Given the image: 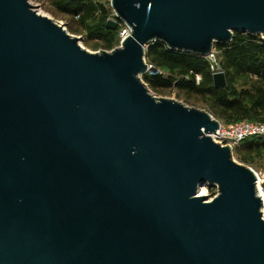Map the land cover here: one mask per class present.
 Here are the masks:
<instances>
[{
	"label": "water",
	"instance_id": "95a60500",
	"mask_svg": "<svg viewBox=\"0 0 264 264\" xmlns=\"http://www.w3.org/2000/svg\"><path fill=\"white\" fill-rule=\"evenodd\" d=\"M34 6L0 0V264H264L253 167L207 109L141 78L152 41L264 40V0H111L107 26L129 32L94 52Z\"/></svg>",
	"mask_w": 264,
	"mask_h": 264
},
{
	"label": "trees",
	"instance_id": "16d2710c",
	"mask_svg": "<svg viewBox=\"0 0 264 264\" xmlns=\"http://www.w3.org/2000/svg\"><path fill=\"white\" fill-rule=\"evenodd\" d=\"M42 1L56 14L67 17L68 30L82 33L85 44L92 49L110 50L119 44L123 23L117 19L114 28L107 26V20L112 17L107 2ZM213 49L225 74L224 87L213 86V72L205 55L170 49L159 40L150 42L145 49L146 61L158 71H147L141 78L155 94L174 92L177 98L207 109L224 124L264 123V40L259 34L234 31L230 41L215 42ZM196 74L200 76L198 83ZM232 155L238 162L264 169V136L241 140Z\"/></svg>",
	"mask_w": 264,
	"mask_h": 264
},
{
	"label": "built area",
	"instance_id": "2783aa9c",
	"mask_svg": "<svg viewBox=\"0 0 264 264\" xmlns=\"http://www.w3.org/2000/svg\"><path fill=\"white\" fill-rule=\"evenodd\" d=\"M102 1L107 2L110 6L111 0H102ZM111 18H116L113 10H112ZM128 32H129L128 27L123 23V26L119 32L120 40H122L128 34ZM206 58L209 61V66L212 72L221 70L214 49H212V51L208 55H206ZM199 79L200 76L196 74L195 80L197 83ZM219 122H220L219 127L213 133H211L210 136L213 138L214 141L222 145H229L232 153L234 148L240 143L241 140L252 136H264V123L261 122L238 121L231 124H223L221 121ZM254 172L256 177L255 182L257 189L259 193L263 195L264 169L262 170L254 169ZM199 189L201 188L199 187L198 190Z\"/></svg>",
	"mask_w": 264,
	"mask_h": 264
},
{
	"label": "rangeland",
	"instance_id": "374dc122",
	"mask_svg": "<svg viewBox=\"0 0 264 264\" xmlns=\"http://www.w3.org/2000/svg\"><path fill=\"white\" fill-rule=\"evenodd\" d=\"M29 2L31 4H35L34 8H36L37 11H39L42 14H46L47 16L53 18L58 23L62 24L69 33H71L67 27L68 26V18L56 14L51 8L48 7V3L46 1L29 0ZM71 34L79 37L78 42L83 48H85L89 51H92V52L101 50V49H92L91 47L87 46L84 42V35L82 33H71ZM156 95L161 96V97L174 98V99L180 100L181 102H183L187 105L202 107L199 105H194L192 103H189V102L185 101L184 99L177 98L174 92L169 93V94H156ZM256 170H262V169H256ZM200 188L201 189H199L198 194L206 195L208 198L213 197L214 193L216 192V188L213 185L203 184L200 186ZM214 189H215V191H214Z\"/></svg>",
	"mask_w": 264,
	"mask_h": 264
},
{
	"label": "bare ground",
	"instance_id": "6f19581e",
	"mask_svg": "<svg viewBox=\"0 0 264 264\" xmlns=\"http://www.w3.org/2000/svg\"><path fill=\"white\" fill-rule=\"evenodd\" d=\"M199 191V190H198Z\"/></svg>",
	"mask_w": 264,
	"mask_h": 264
}]
</instances>
